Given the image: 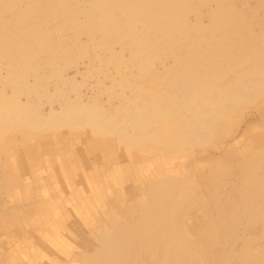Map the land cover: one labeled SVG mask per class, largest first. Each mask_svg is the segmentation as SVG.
<instances>
[{
	"label": "rangeland",
	"instance_id": "obj_1",
	"mask_svg": "<svg viewBox=\"0 0 264 264\" xmlns=\"http://www.w3.org/2000/svg\"><path fill=\"white\" fill-rule=\"evenodd\" d=\"M263 71L264 0H0V264H264Z\"/></svg>",
	"mask_w": 264,
	"mask_h": 264
},
{
	"label": "bare ground",
	"instance_id": "obj_2",
	"mask_svg": "<svg viewBox=\"0 0 264 264\" xmlns=\"http://www.w3.org/2000/svg\"><path fill=\"white\" fill-rule=\"evenodd\" d=\"M36 1V0H35ZM21 2V1H20ZM58 7V6H57ZM70 11V10H69ZM93 11V10H92ZM56 12V11H55ZM85 16V15H84ZM83 16V17H84ZM117 22V21H116ZM240 23V22H239ZM257 23V22H256ZM62 25V24H61ZM121 26V25H120ZM105 39V38H104ZM119 40V39H118ZM98 46H100V45H98ZM123 48V47H122ZM73 51V50H72ZM144 52V51H143ZM57 53V52H56ZM73 53V52H72ZM248 53V52H247ZM240 57V56H239ZM225 61H227V60H225ZM208 62H209V60H208ZM97 68V67H96ZM50 69V68H49ZM199 70V69H198ZM222 71V70H221ZM52 72V71H51ZM201 72V71H200ZM264 72V71H263ZM53 74V73H52ZM197 74H199V73H197ZM210 75V74H209ZM64 76V75H63ZM69 76V75H68ZM206 76H208L206 73H200L199 74V76H198V83L197 84H204V83H208V81L209 80H207L206 79ZM62 77V76H61ZM66 77V76H65ZM212 77V76H211ZM210 77V78H211ZM244 77L246 78V81H248V79H251V80H257V78H255L254 76H252L251 77V75H250V73L249 74H246V75H244ZM243 77V78H244ZM263 78V77H262ZM85 80V79H84ZM245 81V82H246ZM68 82V81H67ZM55 83V82H54ZM73 83V82H72ZM196 82H194V84H195ZM251 83V82H250ZM68 84H69V82H68ZM209 84V83H208ZM243 83L242 82H240L238 85L239 86H241ZM249 84V83H248ZM77 85V84H76ZM252 85V84H251ZM74 86V85H73ZM144 86V85H143ZM72 87V86H71ZM80 87V86H79ZM221 87V86H220ZM234 87V86H233ZM237 87H235V89H236ZM242 88V87H241ZM233 89L234 88H232V90L231 91H233ZM74 90H75V88H74ZM27 91V90H26ZM105 91V90H104ZM181 93V92H180ZM186 93H187V91H184V95H186ZM208 93H209V91H208ZM212 93V92H211ZM60 95V94H59ZM184 95H183V97H184ZM209 96V95H208ZM255 96V95H254ZM77 97V96H76ZM78 97H80V96H78ZM252 97V96H251ZM70 98V97H69ZM80 99V98H79ZM79 99L77 100V102L76 101H74V102H76V105L75 106H73V104H72V106L74 107V108H70V106H61V108L60 107H58V108H60V109H58L57 111H53L54 110V108H53V110H50V112H48V113H44V116L41 118V120L43 119V121H44V124H45V126H61V124H63V123H65L66 121H70V122H73V123H80V124H84V123H89V124H92V122H95L96 121V113L97 114H99V113H101V111H96V112H94V111H92L90 108H88V107H86V106H84V105H82V104H80V101H79ZM114 99V98H113ZM63 100V99H62ZM72 100V99H71ZM71 100H70V102H71ZM68 101V100H67ZM67 101H65V103H67ZM202 103H203V101H201ZM72 103V102H71ZM63 104H64V102H63ZM198 104V103H197ZM204 104V103H203ZM65 105V104H64ZM191 105V104H190ZM193 105V104H192ZM205 105V104H204ZM191 108V107H190ZM52 109V108H51ZM205 110V109H204ZM208 110V109H207ZM112 112V109L111 110H109V111H107V115L99 122L100 124H103V125H101V126H103L102 128H106V125H110V126H112L111 124H110V122H109V119H108V115H111L112 117H113V113H111ZM127 112V111H126ZM190 112V111H189ZM196 112V111H195ZM208 113V112H207ZM188 114V113H187ZM136 115V114H135ZM191 115V114H190ZM235 115V114H234ZM116 116V115H115ZM98 117H100V116H98ZM122 117H126L127 119L126 120H128L129 122L131 121L130 120V117H132L131 115L129 116V113H125L124 112V116H122ZM213 117H214V113H211V114H209L208 115V118L207 119H205V118H199V119H197V120H195V122H194V127H195V129H198V128H204L206 125H209L210 124V122H211V120H213ZM119 118H121V117H119ZM35 119H36V117H35ZM38 119V118H37ZM118 119V118H117ZM116 119V120H117ZM187 119H189V118H187ZM111 120H112V118H111ZM123 120V119H122ZM31 121V120H30ZM40 121V120H39ZM118 121V120H117ZM135 121V120H134ZM137 121H140V120H137ZM25 122V121H24ZM97 122V121H96ZM104 122H106V123H108V124H105L104 125ZM114 122V121H113ZM124 123H125V121H123ZM188 122H191V121H189L188 120ZM193 122V121H192ZM20 123V122H19ZM30 123V122H29ZM131 127H132V129H134L135 130V132L136 133H138V130L140 131V129H139V127H140V124H139V122L138 123H135V122H133V121H131ZM21 124H23L22 122H21ZM32 124V123H31ZM52 124V125H51ZM64 125V124H63ZM113 125H115V124H113ZM98 126H100V125H98ZM117 126V125H116ZM41 127V126H40ZM193 127V128H194ZM211 127V126H210ZM110 128V127H109ZM137 128H138V130H137ZM39 129H42V128H39ZM112 130H114V129H112ZM195 131H197V130H195ZM110 133H111V131H110ZM118 133V132H117ZM118 135H120V136H123V134H122V132L121 131H119V133H118ZM117 137H119V136H117ZM134 137V136H133ZM124 138L125 139H128L126 136H124ZM130 139V138H129ZM160 218V217H159ZM156 221V220H155ZM259 223V222H258ZM212 228V227H211ZM130 237V236H129ZM103 241V240H102ZM107 242V241H106ZM172 244V243H171ZM108 248H106V249H104L105 247H103V249H101V253H108L110 256H112V257H118V259H123L124 261H125V258H126V256H125V252H123V251H117V252H112V251H110V247H109V245L107 246ZM111 247H112V245H111ZM135 252V251H134ZM116 253V254H115ZM135 254H136V252H135ZM102 257V256H101ZM104 258V257H103ZM105 261V260H104ZM107 264V263H106ZM118 264H123V262L122 261H119L118 262Z\"/></svg>",
	"mask_w": 264,
	"mask_h": 264
}]
</instances>
